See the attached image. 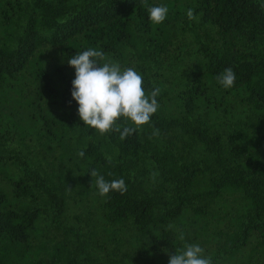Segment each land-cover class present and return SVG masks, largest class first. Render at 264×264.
<instances>
[{
    "label": "trees",
    "instance_id": "obj_1",
    "mask_svg": "<svg viewBox=\"0 0 264 264\" xmlns=\"http://www.w3.org/2000/svg\"><path fill=\"white\" fill-rule=\"evenodd\" d=\"M154 4L168 7L160 24ZM89 47L160 89L124 139L83 126L71 101L66 60ZM7 97L32 126L0 120V264H167L185 243L212 264H264L260 0H0ZM93 168L126 191L100 196Z\"/></svg>",
    "mask_w": 264,
    "mask_h": 264
},
{
    "label": "clouds",
    "instance_id": "obj_2",
    "mask_svg": "<svg viewBox=\"0 0 264 264\" xmlns=\"http://www.w3.org/2000/svg\"><path fill=\"white\" fill-rule=\"evenodd\" d=\"M264 5V0H260ZM147 18L153 24L162 23L168 7L154 4L146 9ZM192 17V10L187 11ZM103 52L89 47L72 55L66 63L74 70L71 80L70 98L76 107L78 119L89 129L98 130L101 134L107 131L119 132L120 138L130 135L136 127L150 121L157 111L159 104L157 97L159 88H153L146 94L142 87L143 76L133 67H123L117 62L99 61L103 59ZM236 79L231 67H226L216 75L218 85L224 89L233 86ZM119 118L130 121L133 127H123L117 123ZM84 151H78L77 156L83 157ZM87 174L95 177V187L100 196H106L110 191H126L124 179L105 180L96 169ZM178 238L184 240L183 233ZM204 249L198 243H185L182 250L172 252L167 264H212L211 257L205 256Z\"/></svg>",
    "mask_w": 264,
    "mask_h": 264
},
{
    "label": "rangeland",
    "instance_id": "obj_3",
    "mask_svg": "<svg viewBox=\"0 0 264 264\" xmlns=\"http://www.w3.org/2000/svg\"><path fill=\"white\" fill-rule=\"evenodd\" d=\"M4 118L8 123H11L12 120L14 121H21L24 123L26 127V131L30 134L31 129V121L27 118L26 114L24 113L22 106L19 105L16 99H11L7 97L6 99H0V120ZM229 264H240L239 260L232 261Z\"/></svg>",
    "mask_w": 264,
    "mask_h": 264
}]
</instances>
